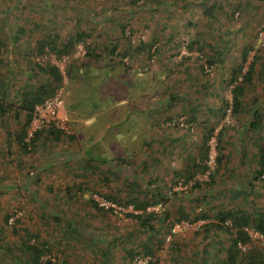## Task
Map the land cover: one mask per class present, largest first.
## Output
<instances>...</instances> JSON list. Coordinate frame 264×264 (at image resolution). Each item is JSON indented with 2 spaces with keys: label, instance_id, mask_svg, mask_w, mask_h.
I'll return each instance as SVG.
<instances>
[{
  "label": "rangeland",
  "instance_id": "obj_1",
  "mask_svg": "<svg viewBox=\"0 0 264 264\" xmlns=\"http://www.w3.org/2000/svg\"><path fill=\"white\" fill-rule=\"evenodd\" d=\"M213 2L209 17L205 11ZM263 26L264 0H0V101L4 94V103L14 105L0 118V240L10 247L0 248V264H30L11 231L15 219L51 246L57 264H136L127 251L142 243L152 248V264H227L231 237L213 225L215 214L264 211V181L254 177L264 141ZM77 30L91 36L71 54L37 53L43 36L58 35L61 45ZM153 39L156 53L154 47L152 55L135 51ZM192 40L208 55L214 54L210 46L222 51L216 64L207 66L198 49H187ZM115 42L116 52L129 50L123 65L106 50ZM247 44L253 46L248 61L256 52L260 58L243 106L233 114L224 105L231 100L226 81ZM87 46L98 56H87ZM48 62L63 73L55 95L67 131L58 141L43 136L24 153L15 134L25 114L17 120L14 111L21 88L43 80L37 64ZM69 65L75 69L68 79ZM256 108L263 113L257 129L251 126ZM191 113L195 120L187 122ZM209 128L210 171L218 153L222 166L213 180L208 172L187 183L176 180L175 171L184 174L187 157L198 155ZM152 178L148 197L168 196L149 207L157 215L153 232L125 215L129 211L100 214L92 206L94 194L114 195L126 209L125 185L136 180L145 193ZM179 217L200 227L168 239L167 229ZM255 248L264 251L251 245L246 252Z\"/></svg>",
  "mask_w": 264,
  "mask_h": 264
},
{
  "label": "trees",
  "instance_id": "obj_2",
  "mask_svg": "<svg viewBox=\"0 0 264 264\" xmlns=\"http://www.w3.org/2000/svg\"><path fill=\"white\" fill-rule=\"evenodd\" d=\"M217 4L213 2L205 11L206 15L209 17H213ZM125 26H122V32H124ZM91 36L90 32H84L82 30H77L74 34V38H70L64 41L61 45L57 43L58 35H55L54 38H51L50 35L43 36V39L38 41L37 53L44 54L46 49L51 50L52 52L56 53L58 56L62 55H69L71 54L74 46L77 42H84L85 39H88ZM157 43V39H153L150 42H141L139 45L135 47V51L140 52H148L150 54V50L154 47L153 52L156 53L157 49L155 48V44ZM264 44V43H263ZM0 45L2 43L0 42ZM117 48H120V44L115 42L114 45H110L106 50L110 54H116L121 57V60L118 61L120 65H123L122 58L126 57L129 53L127 49H121V52H116ZM187 49L195 50L198 49L202 55L205 56V63L207 66H212L216 64L219 57L222 55V51L216 50L214 47H209L212 51L213 55H208V53L204 50V47L199 45L196 40H192L187 43ZM253 49V46L247 44L241 51L239 63L231 68L229 72L228 80L226 81L227 87H230L229 92L231 93V100L230 102L225 101V106H230L231 111L233 114L238 113L242 106L243 100L246 95V88L253 84V78L255 73V66L257 60L260 58L259 53H254L252 59L248 61L249 52ZM94 50L87 46L86 47V54L87 56H98L97 53H93ZM187 58V57H185ZM38 70H40L43 74V80L38 82L33 87L25 85L21 88L20 94V102L17 105L16 110L14 111L15 118L18 120L21 113L25 114L24 122L20 128L16 131L15 140L18 144L19 148L24 153H30L36 148L37 142L43 137L53 139L55 141L60 140L62 136L66 133L60 128H57L54 124H44L42 127L35 129L32 132V135L29 136V130L31 127V122L33 119L34 108L37 104L42 103L45 99L54 96L57 88L62 85L63 82V73L61 70L52 63L46 64H37ZM75 69L71 65H69L65 69V73L67 78L69 79L71 75V71ZM202 72L206 71L204 66L201 67ZM4 94L1 97L0 101V118H2L11 108H14V105L4 103ZM254 121L251 122V126L255 129L259 128L263 119V113L260 109H255L254 113ZM187 122H191L195 120L194 113H191L190 116H187L185 119ZM213 128H209L205 134L202 136L201 144L199 147V153L196 157H187V166L184 170V174L180 171H175V175L177 176L176 180H179L181 177H184V181L187 183L190 181L195 174L198 172H208L210 180L214 178V175L219 170V168L223 164V156L218 153L215 157V167L213 171L211 170L209 160H210V147L208 145L209 140L213 136ZM223 130H221L218 134V143L221 146V139L223 138ZM9 136L10 133L7 132ZM12 135V134H11ZM67 137L71 140L74 139V135H67ZM217 143V144H218ZM219 147V146H218ZM259 154H258V163L257 168L255 170L254 177L264 181V141L258 146ZM9 152V148H8ZM220 154V155H219ZM93 157L89 154V160ZM122 158H118L120 161ZM156 178V177H155ZM154 178V179H155ZM154 179H149L145 183V193L140 191L139 183L136 180H132L125 185L126 191L125 194L127 198L124 200L123 204L126 206L131 205L134 211L126 212L125 215L131 217L132 219L136 220L137 223L142 227V229H147L150 231H155L154 225L151 223L154 218H156V213L154 211H149L148 208L159 203L162 199H167V193L164 192V195L161 196L160 199H152V197H148L149 192L151 191ZM209 184V183H207ZM162 190V189H161ZM160 190V191H161ZM160 194V193H159ZM161 195V194H160ZM108 200L116 204H121L122 200L115 197L114 195H108L105 197ZM93 208L100 214H107L111 213L110 209H104L99 207L96 202L92 201ZM181 217H186L184 211H180ZM178 218V221L180 218ZM216 222L213 225L218 230H225L230 233V243L228 245L226 251V263L227 264H264V251L258 249H251L248 252H241L238 248V243H247L249 242V237L246 232L243 230L246 226H253L260 232L264 234V211H256L250 213L247 210L243 209H236V210H219L215 214ZM11 219V215L7 214L5 216L6 222H9ZM226 221L230 222V226L225 224ZM20 222L19 219H15L11 226L12 233L19 238V242H21L26 254H27V261L30 264H57V259L51 258V246L44 242L40 241L39 235L36 233L30 232L27 229L21 228L17 226ZM173 223H171L167 229L170 233V229ZM2 241V242H1ZM0 248L4 251L10 250V247L4 244L3 240H0ZM48 254V257L45 255ZM148 255L152 258V248L146 243H142L141 245H136L132 249H128L127 255L129 256L130 260L133 261L136 256L138 255ZM66 264H75L68 262L64 259ZM152 264L151 260L150 263Z\"/></svg>",
  "mask_w": 264,
  "mask_h": 264
},
{
  "label": "built area",
  "instance_id": "obj_3",
  "mask_svg": "<svg viewBox=\"0 0 264 264\" xmlns=\"http://www.w3.org/2000/svg\"><path fill=\"white\" fill-rule=\"evenodd\" d=\"M258 39L264 43V26L260 29L258 32ZM79 49H82V45L80 44L78 46ZM78 49V50H79ZM58 66V65H56ZM209 71V68L206 69ZM61 104V101H59L58 95L51 96L47 99H45L42 103L37 104L34 108L33 113V119L31 122V127L29 130V136L32 135V132L39 128L41 124H54L57 128L62 129L63 131H67V127L65 126V117H61V121H59L60 114H59V106ZM93 200L96 202V204L104 209H110L112 214L122 215L126 211H134L132 206L127 207L126 209L111 200L106 199L105 197L101 195L94 194ZM149 210V208H148ZM12 221L11 219L9 220ZM225 224L227 226H230V222L226 221ZM200 224L199 223H191L189 220H180L177 222H174L171 226L170 233L168 235V239L171 238L172 235L182 233L186 230H197L199 229ZM246 234L249 237V242L247 243H238V248L241 252H246L251 245H255L258 248L264 249V234L257 230L255 227L249 225L244 227L243 229ZM151 258L149 256H143L142 254L136 256V258L133 260L136 264H149Z\"/></svg>",
  "mask_w": 264,
  "mask_h": 264
},
{
  "label": "crops",
  "instance_id": "obj_4",
  "mask_svg": "<svg viewBox=\"0 0 264 264\" xmlns=\"http://www.w3.org/2000/svg\"><path fill=\"white\" fill-rule=\"evenodd\" d=\"M202 44V43H201ZM256 211H259V210H256Z\"/></svg>",
  "mask_w": 264,
  "mask_h": 264
}]
</instances>
